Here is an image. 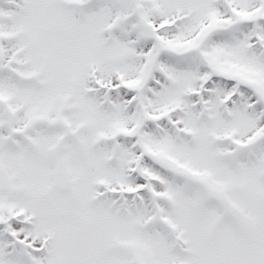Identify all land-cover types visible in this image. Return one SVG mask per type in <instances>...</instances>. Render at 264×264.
<instances>
[{"label": "snow or ice", "instance_id": "obj_1", "mask_svg": "<svg viewBox=\"0 0 264 264\" xmlns=\"http://www.w3.org/2000/svg\"><path fill=\"white\" fill-rule=\"evenodd\" d=\"M0 264H264V0H0Z\"/></svg>", "mask_w": 264, "mask_h": 264}]
</instances>
